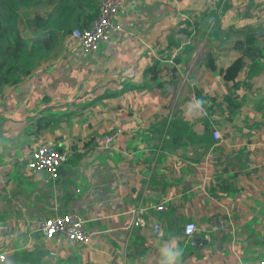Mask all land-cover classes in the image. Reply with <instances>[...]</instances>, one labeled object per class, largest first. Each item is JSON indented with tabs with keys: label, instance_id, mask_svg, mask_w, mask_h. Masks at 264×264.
I'll use <instances>...</instances> for the list:
<instances>
[{
	"label": "crops",
	"instance_id": "obj_1",
	"mask_svg": "<svg viewBox=\"0 0 264 264\" xmlns=\"http://www.w3.org/2000/svg\"><path fill=\"white\" fill-rule=\"evenodd\" d=\"M217 1L127 0L117 15L122 31L108 49L86 53L61 38L24 80L1 85L0 264H161V249L173 240L182 250L177 264L264 257V61L258 73L243 71L233 84L219 77L234 57L231 39L216 75L183 52L194 46L204 56L199 14ZM223 2L214 7L217 15ZM257 15L264 17V0H228L221 31L253 27ZM154 60L155 81L147 70ZM194 88L214 94V102L185 100ZM175 107L185 133L155 156ZM206 121L220 139L197 140ZM114 127L122 132L105 145ZM42 143L66 153L50 182L26 166ZM138 204L148 216L129 230ZM65 212L84 218L86 244L55 242L37 230L40 219ZM218 216L227 224L211 230ZM190 221L197 227L193 245L182 233Z\"/></svg>",
	"mask_w": 264,
	"mask_h": 264
},
{
	"label": "trees",
	"instance_id": "obj_2",
	"mask_svg": "<svg viewBox=\"0 0 264 264\" xmlns=\"http://www.w3.org/2000/svg\"><path fill=\"white\" fill-rule=\"evenodd\" d=\"M221 1L215 2L214 7H218ZM227 1L224 0L219 15L216 14V8L208 5L199 14L198 20L201 34H206L205 42L202 44L203 53L209 45L204 66L213 71L214 75L219 72L217 58L220 55V50L223 44L231 39L230 48L234 52V57L224 66L219 77L225 82L236 84V77L243 71L247 70L246 76L250 77L258 73L263 66L264 33L259 30L264 28V17L260 18L257 15L254 21L255 25L243 27L240 32L235 30L222 32L220 16L226 11ZM98 5L99 0H0V88L4 84L18 83L24 80L32 69L48 60L59 39L72 40V29L87 27L98 12ZM211 20H214L212 24ZM192 51H194V46L183 48V52L187 56ZM157 65L158 61L154 60L152 66L147 69L151 70L150 80L158 79ZM175 72L176 68L172 67L170 75L174 85L179 81ZM168 95L169 92L164 99H168ZM191 97L197 102L206 98L213 102L215 100L214 94L212 96L202 95L199 88H194L185 100L191 99ZM182 119L181 111L175 107L171 119L160 130L162 134L159 137L160 149L180 144L177 140L180 135L185 133ZM196 136L198 141L214 139L209 121H206V130L202 135ZM175 141L177 142L174 144ZM157 147L156 143L155 148ZM57 149L62 151L61 147Z\"/></svg>",
	"mask_w": 264,
	"mask_h": 264
},
{
	"label": "built area",
	"instance_id": "obj_3",
	"mask_svg": "<svg viewBox=\"0 0 264 264\" xmlns=\"http://www.w3.org/2000/svg\"><path fill=\"white\" fill-rule=\"evenodd\" d=\"M127 0H99L98 12L90 21L87 27H75L71 36L83 52L91 53L108 49L122 31L121 23L117 20L118 13L125 8ZM214 20H211V24ZM200 53V48L192 51L189 60L193 62ZM122 132V128L116 127L104 136V144L109 145ZM212 137L217 140L221 135L215 128L212 129ZM160 141L155 156L160 151ZM66 160V153L59 151L54 143H42L37 145L26 162L27 168L32 172L42 173L43 181L50 182L57 176L58 170ZM162 209V204L155 206ZM148 216L147 208L142 204L136 205L130 210V220L127 229L143 226ZM227 220L218 216L210 219L211 230H218L225 227ZM157 230L156 235L162 236L159 223L152 225ZM194 222L183 224L182 233L192 244V236L196 231ZM37 230L48 240L59 242L61 239L71 246L86 244L89 241L90 233L85 227L84 218L77 212H65L40 219L37 223ZM54 253V252H52ZM4 259L0 255V262ZM252 264H264V257L255 260Z\"/></svg>",
	"mask_w": 264,
	"mask_h": 264
},
{
	"label": "clouds",
	"instance_id": "obj_4",
	"mask_svg": "<svg viewBox=\"0 0 264 264\" xmlns=\"http://www.w3.org/2000/svg\"><path fill=\"white\" fill-rule=\"evenodd\" d=\"M161 255V264H177V261L182 256V250L177 246V243L173 240L161 249Z\"/></svg>",
	"mask_w": 264,
	"mask_h": 264
},
{
	"label": "rangeland",
	"instance_id": "obj_5",
	"mask_svg": "<svg viewBox=\"0 0 264 264\" xmlns=\"http://www.w3.org/2000/svg\"><path fill=\"white\" fill-rule=\"evenodd\" d=\"M205 41H203L202 42V44L204 43ZM206 46H207V44H206ZM209 46V45H208ZM208 46H207V49H205V55L202 57L201 56V53L198 55V57H197V59L199 60L200 59V61H204L205 60V57H206V53H207V51H208ZM195 49V48H194ZM202 51H203V48H202ZM202 57V58H201ZM196 59V60H197ZM195 60V61H196ZM195 61H194V63H195ZM224 62H225V60H223ZM218 63H219V61H218ZM223 62H221V64H222ZM196 65V64H195ZM210 76V75H209ZM209 80H210V82H214L215 81V79H214V75H211V77H209ZM187 84V83H186ZM194 100H196V99H194ZM186 241H188V239L186 240ZM188 243L190 244V245H193V244H191L189 241H188Z\"/></svg>",
	"mask_w": 264,
	"mask_h": 264
},
{
	"label": "water",
	"instance_id": "obj_6",
	"mask_svg": "<svg viewBox=\"0 0 264 264\" xmlns=\"http://www.w3.org/2000/svg\"><path fill=\"white\" fill-rule=\"evenodd\" d=\"M235 31H236V32H240V31H242V29H237V30H235ZM259 32L264 33V28H263V29H260Z\"/></svg>",
	"mask_w": 264,
	"mask_h": 264
}]
</instances>
